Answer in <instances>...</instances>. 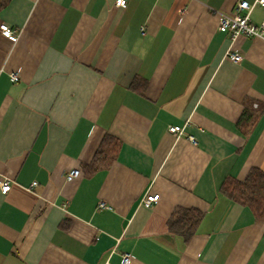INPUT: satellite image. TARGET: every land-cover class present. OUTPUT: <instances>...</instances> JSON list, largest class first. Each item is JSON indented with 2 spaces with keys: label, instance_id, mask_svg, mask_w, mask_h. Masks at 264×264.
Wrapping results in <instances>:
<instances>
[{
  "label": "crops",
  "instance_id": "0c3cea01",
  "mask_svg": "<svg viewBox=\"0 0 264 264\" xmlns=\"http://www.w3.org/2000/svg\"><path fill=\"white\" fill-rule=\"evenodd\" d=\"M240 1L0 8L19 31L0 28V264H264V221L221 191L264 172V39L233 43L215 11ZM105 141L114 157L91 170ZM182 209L202 214L189 238L171 226Z\"/></svg>",
  "mask_w": 264,
  "mask_h": 264
},
{
  "label": "built area",
  "instance_id": "2783aa9c",
  "mask_svg": "<svg viewBox=\"0 0 264 264\" xmlns=\"http://www.w3.org/2000/svg\"><path fill=\"white\" fill-rule=\"evenodd\" d=\"M116 4L121 7H126L128 5V0H116ZM263 5L264 0H254L250 2L248 0L240 1L232 12H223L215 10L219 16L218 29L229 35L231 41L234 43L240 36H256L264 39V19L259 23H255L251 14L256 6ZM1 32L6 37H19V31L13 29L8 23L3 22L0 25ZM228 58L234 62H239L242 60V55L233 46L228 51ZM19 76L17 73L11 74V80L17 81ZM184 127L179 125L169 126V131L173 133L183 132ZM191 141L195 142L193 136H190ZM81 173L80 168H72L68 170L65 174L66 179H72L79 176ZM33 186L37 185V182L32 183ZM11 180L5 175L0 176V189L3 194H6L11 189ZM159 198V194H147L143 198V203L146 206L153 205ZM106 207L104 202H100V208ZM123 262L128 264L131 262V254H123Z\"/></svg>",
  "mask_w": 264,
  "mask_h": 264
},
{
  "label": "trees",
  "instance_id": "16d2710c",
  "mask_svg": "<svg viewBox=\"0 0 264 264\" xmlns=\"http://www.w3.org/2000/svg\"><path fill=\"white\" fill-rule=\"evenodd\" d=\"M8 0L0 2L2 8ZM244 117V114H243ZM116 148L110 145L108 141L103 142L98 154L91 166V170H95L100 166V158L105 162L113 159ZM221 191L231 199L248 206L253 212L257 220L264 221V172L258 168L252 169L247 177L240 181L234 178L226 179ZM202 219V214L193 209L178 210L177 215L171 219V226L178 225L179 229L186 238H189L196 230L197 225Z\"/></svg>",
  "mask_w": 264,
  "mask_h": 264
}]
</instances>
